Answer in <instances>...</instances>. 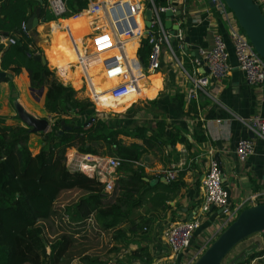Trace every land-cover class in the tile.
Wrapping results in <instances>:
<instances>
[{
    "label": "crops",
    "instance_id": "0c3cea01",
    "mask_svg": "<svg viewBox=\"0 0 264 264\" xmlns=\"http://www.w3.org/2000/svg\"><path fill=\"white\" fill-rule=\"evenodd\" d=\"M203 6L200 0H184L180 13H175L173 16L176 18L182 15L186 21L183 27L189 40L188 59L192 57V45L208 47L212 43L213 30L215 28L222 30L216 13L206 15L202 9ZM87 16L90 17L86 11H82L76 17L66 18L71 34L85 32L83 24ZM197 17L201 19L194 20ZM55 20L40 21L36 31L37 42L42 48V53L45 54L46 44L54 49L53 54H45V56L54 66L52 67L58 79L74 87L77 95L81 97L84 94H90L88 87L82 85L81 81V76L89 73L93 82L92 86L88 85L91 87L92 95H100L98 97L110 101H131L122 110L114 113L106 111L107 118L122 125L126 132L121 134V137L125 142L137 141L144 147L139 161L134 162V165H141L144 172L143 198L137 208V214L146 219L149 226L144 234L133 238L130 247L147 246L152 259L149 263H142L136 258H127V254L120 252L113 254L114 258L120 259L125 264H182L200 246H206L210 240L211 231L221 215L219 208L215 206H210L207 211L201 209L204 201L201 178L208 168L210 159L215 158L219 163L222 183L230 192V204L241 201L253 190L264 187V139L256 137L253 130L244 123V119H248L255 112L264 115V83L254 86L247 81L244 72L236 65L232 44L224 33L232 66L221 79L209 80V86L213 88L216 100L209 99L203 92H199L197 99L187 101L185 91L189 83L186 75L170 61H162L161 67L157 70L148 71L142 75L135 69V74L141 75L137 77L135 92L113 98L109 88L117 80L106 77L100 68L101 65L95 62L91 63L92 66L88 67L90 69L86 73V68L77 63L70 38H66L61 32H53ZM59 48H65L68 51L66 60L60 58ZM163 55L165 56L166 53ZM9 78L0 80V115H4L8 123L21 122L12 104V91L15 90L18 100L27 110L39 117H49L52 123L51 113L43 104L46 89L41 95L39 105H32L21 98V95L25 94V89L31 87L26 69L22 68L19 73ZM154 79H161V84L157 89L156 83V93L151 96L145 93L144 89L150 83L151 88ZM95 109L99 111V115L103 116L99 109ZM86 116V114L79 115L74 122L81 123ZM157 122L163 124L161 129L157 126ZM134 126L140 128L139 135L130 133ZM40 133L30 131L28 145L33 153L37 152L41 146ZM144 137L149 138L148 142ZM244 137L253 138L254 143L252 153L241 162L236 157L235 146L238 139ZM172 140L174 143H171ZM83 153L85 152L69 146L65 154L78 158ZM71 156L70 158L66 156V164L73 169L70 164ZM171 167H176L179 173L180 186L175 191L165 188V184L170 182L165 177L164 169ZM127 173L128 171L117 169L113 181L120 176H126ZM196 215H199L201 224L193 234L191 245L179 254L174 253L166 241L165 233L169 224L175 220L189 219ZM90 220L97 229L93 215ZM252 239L253 242L250 243L252 247L264 248V231L252 234ZM243 246V244L239 245L235 250L231 260H228L230 264L242 255L244 249L241 247ZM263 257L264 255L254 256L249 264H258V260Z\"/></svg>",
    "mask_w": 264,
    "mask_h": 264
},
{
    "label": "trees",
    "instance_id": "16d2710c",
    "mask_svg": "<svg viewBox=\"0 0 264 264\" xmlns=\"http://www.w3.org/2000/svg\"><path fill=\"white\" fill-rule=\"evenodd\" d=\"M87 2L66 0L72 10L84 7ZM155 2L165 4L166 0ZM46 3L47 0H0V70L6 71L5 75H0V80H8L9 75L25 68L32 87H46L43 104L52 118L50 128L40 133L39 150L33 153L28 145V126L22 121L8 123L6 117L0 115V264H63V261L68 264H125L114 258L113 254L119 252L127 254V258L149 263L152 256L147 246L130 247L133 238L144 234L149 226L148 221L137 214L143 198L144 172L141 165H134V162L139 161L143 144L125 142L121 137L126 132L122 125L99 115L94 108L95 103L99 108L111 106L112 110L119 111L131 101H110L92 95L93 103L88 97H79L76 89L61 82L47 64L33 58L35 53H42L36 27L23 29L22 23L27 22L37 6H41L39 18L42 21L54 19ZM149 4L146 0V5ZM90 19L87 16L84 21L85 32L89 30ZM2 36H13L15 42L4 44ZM150 50L148 39L142 37L136 53L143 64ZM61 77L64 80L63 75ZM150 84L144 92L153 96L156 82L153 81L152 89ZM179 96L181 101L182 94ZM84 114L87 115L84 121L74 122ZM162 125L157 122L160 129ZM139 129L134 126L130 133L139 135ZM141 134L144 136L143 132ZM69 146L80 152L119 156L121 162L117 169L128 173L118 177L112 188L103 193V181L67 166L65 153ZM169 182L165 184L167 190L179 188V173ZM54 210L64 212L68 224L73 225H81L93 215L96 230L108 232L106 249L73 253L70 250L73 233L68 231L47 244L39 220L49 217ZM258 255H264V249L244 252L234 264H249ZM258 264H264V257Z\"/></svg>",
    "mask_w": 264,
    "mask_h": 264
},
{
    "label": "built area",
    "instance_id": "2783aa9c",
    "mask_svg": "<svg viewBox=\"0 0 264 264\" xmlns=\"http://www.w3.org/2000/svg\"><path fill=\"white\" fill-rule=\"evenodd\" d=\"M254 1L264 13V0ZM149 2L150 4L146 5V0H88L84 7L72 10L68 8L66 0H47L46 9L55 16L54 19L76 17L82 11H86L90 15L91 19L88 23L90 26L87 32L82 33L79 37L73 36L68 27H65V32L70 38L77 63L86 68V73L90 69L88 67L92 66L91 63L95 62V64L101 65L100 68L106 77L117 80L109 88L113 98L135 92L137 77L142 73L146 74L148 71L157 70L161 67L162 61H170L186 75L189 83L185 91L187 101L197 99L199 92H203L209 99L216 100V94L213 88H210L209 80L221 79L232 66L224 33L232 44L236 65L244 72L247 81L254 86L264 83V58L254 49L224 0H200L204 4L202 9L206 15H211L212 12L216 13L222 30L215 28L212 43L208 47H199L200 57L192 55L189 59L185 41L186 30L183 27L186 21L182 15L173 18L177 10L181 11L184 0H166L165 4L157 3L155 0H149ZM146 7L152 9L149 26L145 25L144 9ZM167 9L173 12L172 24L178 25V28H175L173 32L163 23L164 18L167 17L164 15ZM66 12L69 14L64 16ZM200 19L197 17L194 20ZM40 21L42 20L40 19ZM22 28H26L25 22L22 23ZM134 37L138 39V43L134 52L136 57L133 59L127 54L126 43ZM142 37H146L151 44L146 64L142 63L136 53ZM1 41L4 44L14 43L15 37L2 36ZM98 52L103 53L99 55ZM163 53L166 55L164 56ZM72 66L74 67V65ZM205 67L208 71L205 70ZM135 69L141 75L137 76L134 72ZM81 79L82 85L88 87L90 93L88 94L94 102L91 87L88 86L93 85L91 75L83 74ZM244 123L253 130L256 137L264 139V115L255 112L248 119H244ZM253 143V138L238 139L235 154L239 161H245L252 153ZM66 156L71 155L66 154ZM70 160L73 169H80L103 181L105 183L104 191H109L112 188L117 167L121 162V158L116 155L94 156L90 152H85L78 158L71 156ZM177 170L176 167L164 169L165 177L168 180L175 178ZM201 187L204 196L201 205L202 211H207L210 206H215L219 208L221 214L211 231L210 240L234 218L242 207L264 202V187H259L241 201L230 204V192L222 183V172L215 158L209 161L208 168L201 178ZM200 224L199 215L171 222L165 233L171 250L176 254L185 251L191 245L193 234ZM204 246H200L182 264H191Z\"/></svg>",
    "mask_w": 264,
    "mask_h": 264
},
{
    "label": "water",
    "instance_id": "95a60500",
    "mask_svg": "<svg viewBox=\"0 0 264 264\" xmlns=\"http://www.w3.org/2000/svg\"><path fill=\"white\" fill-rule=\"evenodd\" d=\"M227 7L233 12L239 27L248 37L254 49L264 58V13L260 6L254 0H224ZM41 6H37L34 14H32L27 22V28L36 27L40 22ZM177 10L175 13H179ZM167 16L164 18V26L170 27L173 32L178 28L177 24H172L171 16L172 10L167 9L164 12ZM152 16V9L146 7L144 9L145 25H150ZM185 41L188 43V36H185ZM188 46L186 45V48ZM191 54L195 57H200L199 46L192 45ZM34 59L41 60L42 63L53 70L54 68L49 64L45 54L35 53ZM205 70L208 71L207 67ZM6 71L0 70V75H5ZM9 77H11L9 75ZM43 94L46 89L45 86L38 88L30 87ZM12 104L16 110V116L24 124H26L31 132H43L50 128L51 122L49 117H39L29 110L18 100L15 90L12 91ZM91 120V117L89 118ZM107 191H103L106 193ZM264 231V202H257L251 205L242 207L234 218L227 223L216 235L213 237L199 253V255L192 261L191 264H221L227 253L244 238L251 234Z\"/></svg>",
    "mask_w": 264,
    "mask_h": 264
},
{
    "label": "rangeland",
    "instance_id": "374dc122",
    "mask_svg": "<svg viewBox=\"0 0 264 264\" xmlns=\"http://www.w3.org/2000/svg\"><path fill=\"white\" fill-rule=\"evenodd\" d=\"M102 53L103 52L98 53V54L102 55ZM105 54H106V51L104 52V55ZM24 93H25L24 95H21L22 100H27L32 105L33 104L36 106L39 105L40 98H41V92L35 89L29 88V89H25ZM81 97H88L89 99H91L89 95H85V94L84 96H81ZM140 98H146V97H140ZM94 107L99 109L101 111V114L105 117H107V112L114 113L116 111L110 108H99L95 105V103H94ZM68 222L69 221H68L66 214L62 212L61 210H54L49 217L39 220V223L42 226V230H43L42 234L44 235V239L46 243L48 244L50 241H52V239L61 235L62 232L68 231V232L73 233V245L70 249L73 253L77 254V253H80V251L87 250V249L88 250L97 249L100 251H104L106 249L107 247L106 241H107V238L109 237L108 232L107 231L101 232L99 230H96L90 218L85 220L83 224L81 225L77 223H75L74 225L73 223L68 224ZM251 242H253L252 234L244 238L239 243H237L227 253V255L222 260L221 264H230L228 260H231V258L233 257L232 256L233 253L235 252V250L238 248L239 245H242V244L244 245L241 248L244 249L243 251L246 253L264 249V248H259V247H258L259 249H256V247H252V245L250 244ZM244 252H242V254ZM243 257L244 256H242V258ZM64 262L66 261H63V264H65ZM234 263L232 262V264ZM66 264L68 263L66 262Z\"/></svg>",
    "mask_w": 264,
    "mask_h": 264
},
{
    "label": "bare ground",
    "instance_id": "6f19581e",
    "mask_svg": "<svg viewBox=\"0 0 264 264\" xmlns=\"http://www.w3.org/2000/svg\"><path fill=\"white\" fill-rule=\"evenodd\" d=\"M67 17H59L57 18L54 22V27H53V32L54 33H59L61 32L62 34H64V36L67 38L68 35L67 33L65 32V27H68L69 30L71 31L69 25L67 24ZM73 36H76L79 37L81 36V34H72ZM137 43H138V39L136 37L134 38H131L127 41L126 43V50H127V54L129 57L133 58L136 57V55L134 54L135 52V48L137 46ZM54 53V49L49 45V44H46L45 45V54H53ZM58 54L60 56V58L62 60H66L67 58V54H68V51L65 49V48H59L58 50ZM51 66H53L51 63H49ZM54 67V66H53ZM59 74H60V71L58 70ZM154 81L157 83V89L160 87V84H161V79H154ZM108 108L112 109L111 106H109Z\"/></svg>",
    "mask_w": 264,
    "mask_h": 264
}]
</instances>
